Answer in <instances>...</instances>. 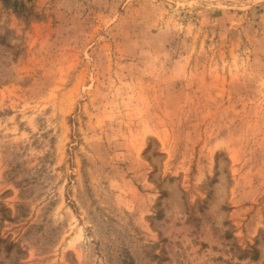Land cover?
Here are the masks:
<instances>
[{"label": "rangeland", "instance_id": "rangeland-1", "mask_svg": "<svg viewBox=\"0 0 264 264\" xmlns=\"http://www.w3.org/2000/svg\"><path fill=\"white\" fill-rule=\"evenodd\" d=\"M0 1V264H264V0Z\"/></svg>", "mask_w": 264, "mask_h": 264}, {"label": "trees", "instance_id": "trees-1", "mask_svg": "<svg viewBox=\"0 0 264 264\" xmlns=\"http://www.w3.org/2000/svg\"><path fill=\"white\" fill-rule=\"evenodd\" d=\"M5 6L12 8L15 12L23 14L26 9L18 0H0Z\"/></svg>", "mask_w": 264, "mask_h": 264}]
</instances>
